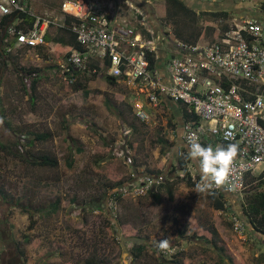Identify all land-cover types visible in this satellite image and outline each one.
<instances>
[{
    "label": "rangeland",
    "instance_id": "obj_1",
    "mask_svg": "<svg viewBox=\"0 0 264 264\" xmlns=\"http://www.w3.org/2000/svg\"><path fill=\"white\" fill-rule=\"evenodd\" d=\"M61 1L33 0L30 11L44 17L52 14L54 19ZM183 1L189 4V0ZM132 2L148 14L155 13L154 22L144 13L153 28L169 29L171 38L182 41L192 38L196 28L202 31L214 25L217 21L212 12L231 14L242 6L264 12V0H194L191 8L197 16L193 23L187 17L165 16L166 0H150V6L141 0ZM117 8L121 15L136 16L126 0ZM49 32L54 35L55 27ZM63 54V49L58 51L49 41L18 52L17 65L38 69L33 97L30 77L21 82L15 63L6 59L3 64L0 56V142L13 149V142L19 140L22 146L16 152L19 155L0 149V264H220L218 251L208 243V231L195 230L209 224L219 231V245L228 254L223 259L226 264H264L259 258L264 253V235L252 230L243 212L245 193L254 190L257 181L252 176L257 173L248 178L242 195L232 201L233 207L225 200L221 211L213 207L206 193H196L183 179V188L177 186L170 198L157 189L153 194L120 198L117 209L109 210L104 201L111 187L129 182L134 161L141 165L151 160L154 136L161 135L135 117L131 88L126 84H111L87 72L79 80L85 86L75 89L57 76L55 64ZM126 129L129 133L124 136ZM29 132H48L50 136L29 146L25 139ZM124 145L133 153L132 165L115 156L116 148ZM160 145L168 147L164 139ZM37 154L54 157L57 167L31 165ZM191 168L189 174H195ZM56 201V210L47 213ZM22 209L33 214L32 228L27 226L29 216ZM230 213L244 221L242 233L232 230L227 221ZM165 238L171 240L177 254L162 257L153 241ZM138 246L141 250H136Z\"/></svg>",
    "mask_w": 264,
    "mask_h": 264
},
{
    "label": "built area",
    "instance_id": "obj_2",
    "mask_svg": "<svg viewBox=\"0 0 264 264\" xmlns=\"http://www.w3.org/2000/svg\"><path fill=\"white\" fill-rule=\"evenodd\" d=\"M32 1L0 0V18L16 13L3 32L6 52L45 44L48 25L58 20L57 24L66 26L69 15L72 20L67 28L74 33L80 48L71 47L68 56L57 63L55 73L69 83L76 80L70 75L72 69L80 72L78 76L89 72L116 78V82L131 88L133 114L144 123L150 121V115L142 97L152 105H157L160 95L183 103L197 118L183 124L182 138L187 146L194 137L201 143L203 137L209 136L212 141L236 143L239 147L229 181L212 191L242 195L248 178L253 173H264L263 19L233 12L209 26L213 32L210 40L190 43L171 39L169 29L154 31L148 26L143 11L127 0L135 17L121 15L117 8L121 0L118 4L115 0L105 3L62 0L60 14L58 12L54 19L52 14L46 13L44 17L30 11ZM127 10L130 11L129 7ZM21 12L33 15L34 22L25 24ZM152 52L153 68L148 58V53ZM159 64L164 66L166 76L161 73ZM122 133L126 136L129 131ZM126 147L116 148L115 156L132 165L133 158ZM182 174L180 172L179 176ZM190 176L196 179V184L199 182L196 174ZM164 180L165 175L161 173L135 177L110 196L109 210L117 209L120 198L140 197L149 190L156 191ZM227 221L233 231L245 230L244 221L237 214L230 213ZM176 252L174 247L159 251L169 257Z\"/></svg>",
    "mask_w": 264,
    "mask_h": 264
},
{
    "label": "trees",
    "instance_id": "obj_3",
    "mask_svg": "<svg viewBox=\"0 0 264 264\" xmlns=\"http://www.w3.org/2000/svg\"><path fill=\"white\" fill-rule=\"evenodd\" d=\"M234 10H236V9H234ZM20 14H21L20 17L24 20L25 24H27V25H31L34 22V20H35V17L33 15H30L27 12H21ZM210 15H213V16L216 17L215 18V22H216V21H219V19L225 18L229 14L227 13V11H221L220 13L212 12V13H210ZM249 15L264 19V14L261 13L260 11H252V12H250ZM165 16L173 17V18L176 17L177 19H178L179 16H183V17H187L189 20H192L193 23H195L196 22L197 13L190 6H188V4L185 3L183 0H166V15ZM15 17H16V13L13 12L10 15H5V16H2L0 18V56H1V60H2L3 64H6V61H5L6 59H11L12 62H14V60L17 58L18 52L21 50V49H19L17 51L6 52L5 48L3 46V36H4L3 32H4V29H5V25L8 22H10ZM148 19H151L153 22L156 20V17H155L153 12L149 13ZM71 20H72V17L67 15L66 16V20H65L66 26L65 25L64 26H60L59 24L54 25V24L50 23L48 25V27L46 29V32H45V35H44L45 41H49L50 43L54 44L56 46V49H58V51L63 49L64 54L61 55L62 59L66 58L68 56V52H69V49L71 47L80 48L79 45L76 42V37H75L74 33H72L67 28V25H68V23H70ZM53 27H55L56 33L54 35H51L49 30L51 28H53ZM199 31L201 32V30H199ZM199 31L196 28L195 31L193 30L192 38H190V39L187 38V39H184L183 41L184 42L194 43L197 40L198 36H199ZM170 38H171V36H170ZM174 38L177 39V37H174ZM171 39H173V38H171ZM38 47H41V46H38ZM23 49H27V48H23ZM148 58H149V61H150V67L153 68L154 65H155L154 53L153 52L152 53H148ZM56 67H57V64H55V68ZM15 69L19 73V79H20L21 82L23 81V79L25 77H30V87H29V89H30L31 97H33V94L35 93V91L37 89V84H38V78L35 77V73L38 71V69L37 68H32V67L19 66L16 63H15ZM79 73H80L79 71H76V70L72 69V74H70L71 76H75L76 77V80L70 83V84H72L74 86L75 89H80V88H83L85 86V85H83V84H81L79 82V80H80V75L78 76ZM56 75L61 77V75L59 73L56 74ZM98 77L104 78L105 81H107L108 83H111V84L116 82V78L108 76V75H99ZM188 117L194 118L195 121L197 120V118L194 116V114L192 112H189V116ZM49 136H50V133H48V132H45V133L44 132H40V133L29 132V133L26 134L25 139L28 140L27 144L29 146H32L35 141H40V142L41 141H45V140H47V138ZM18 141L19 140L13 142V149L17 146L16 151H14L12 149V147L8 148L7 145H4L1 142H0V149L5 150L6 152H8L10 154H13V155H16V154L19 155V153H16V152H18V150L21 149L22 146L18 143ZM201 143L205 145V142L202 141ZM228 144H230V143H222V146L227 147ZM28 150H27V152H28ZM76 150L78 152L80 151L79 148H77ZM184 151L185 152L183 154H181V156L178 157V159H177V168H178L179 171H181L183 173L182 177L181 176L180 177L179 176H175L176 178L173 180V177L171 176V173H166L165 174V180H164L163 183H167V182L170 183V182H173V181H176V180H182L183 179V180L186 181V183L189 186H192V187L196 186V179L195 180L192 179V177L189 174V170H188V166L194 167L195 163L193 161H191V160L185 159V154L187 153L188 149L184 150ZM21 158H22V156H21ZM30 162H31V165L43 166V167H57V165H58L57 160L54 157H51V156H49L47 154L33 155V159ZM72 163H73V160L70 159V160H68L67 165L70 167L72 165ZM170 178L172 179V181H169ZM195 178H197V179L200 178L199 170H198V173H196V177ZM252 178H253V181L256 180L257 183H256L255 187L252 188V189H254L252 192H246L245 193L246 195H245V199L244 200H246V202L243 204V212L246 215V217L248 218L247 220H248V223L251 226L252 230L253 231H257L260 234L264 235V173L258 174L257 177H253L252 176ZM161 185H159L156 188V191H157V189L160 188ZM169 187H170L169 195L172 196L173 193H172L171 184H169ZM111 188L112 189L108 193L107 197L105 198L104 203L106 201L108 202L110 196L112 194H114V191L118 188V186H113ZM147 193L148 194H153V190H149ZM226 194H228V192ZM206 195L211 200V203H212V205H213V207L215 209H217L219 211L225 209L224 205H225V202H226L225 201L226 198H225V194L224 193L211 191L210 193H206ZM233 197L235 199L237 196L233 195ZM57 206H58V201H56L55 203H53V205H51L50 210L47 213L54 212L56 210ZM88 206L89 205H87V204L85 205L86 208ZM22 211L28 213L29 223H28L27 226L29 228H32L33 225L35 224V220L33 219V214L31 212L27 211L26 209H22ZM183 230L187 231V228L186 229L184 228ZM195 230L198 233L201 232L203 234H206L207 233L206 231H208V234L210 235V239H209L208 243L211 244V246H212V248L214 250L216 249L218 251V257L221 260L220 264H226L223 261V259H224L225 256L227 257L228 254L226 253L224 247L219 245L221 239L219 237L217 228L214 225L209 224V225H206V226H202L201 225L200 227H196ZM182 233H183V231H182ZM262 242L264 243L263 240H262ZM141 247L138 246L136 248V250H141ZM18 252H20V250ZM259 258H262V260H263L262 262H264V253L260 254ZM86 264H94V263L88 261Z\"/></svg>",
    "mask_w": 264,
    "mask_h": 264
},
{
    "label": "crops",
    "instance_id": "obj_4",
    "mask_svg": "<svg viewBox=\"0 0 264 264\" xmlns=\"http://www.w3.org/2000/svg\"><path fill=\"white\" fill-rule=\"evenodd\" d=\"M147 2H150V0H147ZM193 2L194 0H189V4L191 7L195 5V3ZM252 11H260L261 13L264 14V12H262L260 9H250V6L249 7L244 6V8H241V9L239 8L238 10H236V12L239 14L240 13L250 14V12ZM147 12L148 10L146 11V16L148 18L149 14ZM259 19H262V18H259ZM148 26L152 28L154 31L160 30V28L159 29L153 28V24L148 23ZM212 36H213V32L211 31V28L208 29L207 27H203L196 42H205L207 40H210ZM159 69L161 73L164 76H166L164 66L159 64ZM142 101L144 103V108L150 115V121L145 124L148 125L147 127L149 130H153L159 133L161 137H157L153 135L155 137L154 141L156 142L154 143L155 146L152 148V155H151L152 157L150 158L151 160H155V161L153 162L151 160H148L147 164H141V165L139 164L136 165L134 161V164L132 163L133 165L130 171V176H129L130 179L128 178L127 179L128 181H130L131 179L133 180L134 178L131 177L132 174H134L135 177L137 176L141 177L140 175H143L146 173L147 174L161 173L164 175L166 173H171V176L173 177V180H174L176 177L173 175L175 173L177 174L180 173L178 172L179 170L177 168V159L178 157L181 156V154L185 152L184 150L188 149V146L184 143V140L182 138L183 124L193 120L194 118L188 117L189 111L183 103L175 102L171 100L170 98L166 97L165 95L159 96V101L157 105H152L151 103L147 101V99H145V97H142ZM161 139H164V143L168 145L167 148H162V146L160 145ZM203 141L207 143L208 145L209 143L212 144L213 147L219 145V142L215 140L212 141V138L211 137L209 138V136L203 137ZM131 154L133 153L131 152ZM194 167H192L191 170L196 174L198 173V170H197L198 167L196 166V164L194 165ZM128 181H125L124 183H127ZM169 181H172V179L170 178ZM182 183H184L182 180H176L170 183L169 182L163 183L159 188V192L161 193V195H166L167 198L168 197L170 198L169 184H171L172 193H174L177 186L183 188ZM221 192L225 194V198H226L225 200L230 203V207L232 208L234 197L230 193L226 194L227 191L225 190H222Z\"/></svg>",
    "mask_w": 264,
    "mask_h": 264
},
{
    "label": "clouds",
    "instance_id": "obj_5",
    "mask_svg": "<svg viewBox=\"0 0 264 264\" xmlns=\"http://www.w3.org/2000/svg\"><path fill=\"white\" fill-rule=\"evenodd\" d=\"M130 2L133 3L132 1ZM139 7L136 8L141 9L145 13V9ZM238 153L239 147L235 143H230L227 147L222 146V143H219L215 147L212 145L205 146L199 142L198 137H194L188 145L185 159L193 161L200 173V179L195 186V192L210 193L214 188L225 185L229 181L231 168ZM176 176H179V174L176 173ZM131 177L135 178L132 175ZM230 194L232 195L233 193ZM153 243L158 251H167L172 247L171 240L168 238L155 239Z\"/></svg>",
    "mask_w": 264,
    "mask_h": 264
},
{
    "label": "flooded vegetation",
    "instance_id": "obj_6",
    "mask_svg": "<svg viewBox=\"0 0 264 264\" xmlns=\"http://www.w3.org/2000/svg\"><path fill=\"white\" fill-rule=\"evenodd\" d=\"M133 1V0H132ZM141 1H143L144 3H145V5L146 6H150L149 5V2H147V0H141ZM146 1V2H145ZM259 1V0H258ZM137 4V3H136ZM139 5V4H138ZM140 5H143V4H140ZM188 6H190V4H188ZM191 7V6H190ZM242 8H244V7H242ZM145 13H146V10H145ZM2 221H3V223H6V229H8V225H7V222H6V216L5 215H3L2 216ZM1 235H5V237L7 236L6 235V233H4V232H1ZM2 256V255H1Z\"/></svg>",
    "mask_w": 264,
    "mask_h": 264
}]
</instances>
